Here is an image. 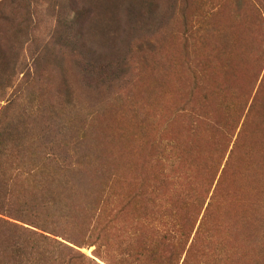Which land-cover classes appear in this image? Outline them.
<instances>
[{
	"label": "trees",
	"instance_id": "16d2710c",
	"mask_svg": "<svg viewBox=\"0 0 264 264\" xmlns=\"http://www.w3.org/2000/svg\"><path fill=\"white\" fill-rule=\"evenodd\" d=\"M19 1L0 0V103L5 102L0 105V264H181L184 253L186 264L192 250L205 264L218 262L217 247L196 249L215 237L208 217L189 244L218 175L209 163L193 168L187 159L188 134L200 143L209 127L201 122L209 119L191 112L206 105L197 93L209 79L226 87L225 99L243 96L247 103L241 116L246 122L230 153L239 126L222 125L230 137L216 133L228 140L224 151L192 146L213 152L219 168L225 161L208 213L228 177L232 174L237 182L250 158L264 169V148L254 147L255 142L264 145V121L254 120L256 110L264 117V0H182L174 5L171 0ZM189 2L193 7L188 8ZM40 8L47 10L54 41L45 55L33 57L37 63L57 61L62 101L55 111L52 105L40 110L38 104L32 117L4 96L37 82L36 74L21 69L26 67V48L35 42L34 30L44 23ZM56 49L67 55H51ZM43 51L35 47L34 53ZM199 60L203 65L194 72ZM76 89L106 101L93 121L74 116ZM109 96L114 97L107 102ZM151 101L159 107L160 125L170 115L161 131L157 126L151 130ZM59 114L64 121L56 123ZM184 128L183 140L157 139ZM143 144L142 156L136 154L127 169L141 171L142 182L125 195L128 190L120 188H129L126 179L108 164L115 152L133 154ZM251 186L241 191V199L248 192L255 199L233 211L258 209L256 187L264 186ZM250 226L243 221L240 227ZM170 239L182 250H169ZM92 246L94 258L80 252ZM250 246L249 257L258 253L255 257L264 264V241Z\"/></svg>",
	"mask_w": 264,
	"mask_h": 264
},
{
	"label": "rangeland",
	"instance_id": "374dc122",
	"mask_svg": "<svg viewBox=\"0 0 264 264\" xmlns=\"http://www.w3.org/2000/svg\"><path fill=\"white\" fill-rule=\"evenodd\" d=\"M16 2H20L19 0H15ZM172 4H175V1L179 3V1L182 0H171ZM164 3H162L163 5ZM193 2H189L188 8L193 7ZM47 5L45 4V7ZM42 11V20H44V23L40 25L39 28L35 29V34L32 36V40H35L33 44H31L28 48H26V51L24 52V59H25V70L21 72H33V74H36L38 78H36L37 82L32 84H26L27 88H24L22 92H16L15 89L13 90H7L5 101L7 100H15V103L18 104L19 108L28 114L29 116L34 117V109L35 106L38 104H41L43 108H40V110H45V108H49L51 105L54 109V111L57 109L58 106H60V101L62 99L59 96L58 89L59 84L62 77V72L59 70V65L57 61H48V64L46 63H37L34 60L35 55H45V50L48 49V45L53 44V37L49 36V31L52 30L53 25H51V21L48 19L46 13V8H40ZM172 36V35H171ZM35 47H43L44 51L41 53H34ZM61 50V47H59ZM59 55L61 56L67 55L64 52H60L58 49L51 50V55ZM164 55V54H162ZM173 55V54H168ZM204 62V60H203ZM203 62H200V60L196 64V69L194 72H199L201 69V66L203 65ZM172 63V62H171ZM206 63V62H205ZM220 64V63H219ZM69 66L67 63L64 64L65 70L68 72ZM72 69L74 66V62L71 63ZM55 68V69H54ZM205 71V70H204ZM24 75H21V80L23 79ZM183 76V81L188 82L190 77L188 75H181ZM20 79V78H19ZM22 83V82H20ZM222 84V81H221ZM226 87L220 85L217 82H214L213 80L209 79L207 80L203 86L200 88L199 92L197 93V96L204 97L206 99V105L201 109L197 108L196 112H191V114H195L197 112H200L201 115L198 116L199 119H209V120H201L202 123L209 125V127L205 130V133H203V136L201 137L200 143L197 140V137L191 133L188 134L187 139L190 143V146L188 147L187 151V159L190 163V165L194 168L197 167L200 164H206L209 163L210 167L216 172H218L217 180L215 182V185L211 191V194L203 207L202 212L199 214V220L195 226L194 232L191 236V240L189 244H192L195 239V234L200 226L202 219L205 217H208V220L206 221L208 224V227L211 229H214L215 237H212V242L209 243L207 241L202 242V246H196L197 250L203 249L206 246H214L217 247L219 261L214 260V264H225L226 263V257L228 259L227 264H262V260H258L255 256L258 254H255L254 256L249 257V253L247 250L251 249L250 244L252 242L256 241H264V188L259 190L256 187V198L258 201V209L256 211L247 210L246 208H243L242 210L233 211L231 208L237 209L236 205L239 209L243 207L245 202L248 199V205L250 202L255 199L250 194L252 193H245V197L241 199L242 195L241 192L243 189L252 186H264V169H259L257 164L253 161V158H250L248 163L243 166V169H240L237 182L232 181L233 176L232 174L228 177L226 180V183L222 186V189L220 191V196L218 198V201H216L214 206L212 207L211 212H206V209L208 208V205L211 201V196L213 194V190L219 181L222 171L225 167V161L221 164V167L219 168L218 163H214V154L213 152L209 151L205 153L203 150H197L192 149V146H208L210 148H213L214 150H226L228 148V140H225L223 138H220L216 135V133H220L221 135L224 134L225 136L230 137L231 132L225 131L222 127H233L239 126L237 128V131L235 133V136L232 140V143L229 145V153L233 148L235 138H237L240 126L242 125V122H246L241 118L242 116V110L244 106H246V102L242 100L243 96L240 97L238 100L237 95L230 96V98L236 97V100H232L229 97L225 99L224 97V91ZM77 91V105L76 107L72 108L73 114L78 115L79 118H85L88 120H92L94 118V115H99V110L106 108V101L102 98V96L83 92L81 89H76ZM112 97L109 96L106 97L107 102L112 101ZM244 99V98H243ZM5 102H1L0 105H4ZM157 103H149L147 107V111L150 110L151 112L155 113V120L153 121V124L151 126V130H153L156 126V130H163L166 128L169 123L171 122L170 115H167V118L165 119L166 125H160L162 123L161 117L159 114L156 113ZM248 107L246 108V113L248 112ZM256 110V109H255ZM19 111V110H18ZM180 112V111H177ZM177 112H175L174 116L177 120ZM245 113V114H246ZM18 114V113H17ZM53 114V112H52ZM261 111L256 110L255 112V119L259 123L264 121V117H261ZM181 117L183 118L184 115L181 114ZM64 116V115H63ZM60 114L57 117L56 123L64 119H60ZM196 120V119H195ZM28 121L35 122V119H28ZM90 121V122H92ZM54 122V121H53ZM168 122V123H167ZM214 123V124H213ZM213 124V125H212ZM215 126V127H214ZM216 127L220 130L215 132ZM257 130H263L262 127L258 125ZM263 133V131H261ZM186 133V129L184 128L183 131L177 134L173 135H165L158 137L159 138H169L172 141L175 142V138H181L183 140V136ZM157 134V133H156ZM197 140V141H196ZM196 141L194 144L193 142ZM133 145L132 147H134ZM146 144H143V146L138 147L136 152H133V154H125V152L117 151L112 155V159L108 164V168H111V172H115L117 168H119L120 172H118V177L121 178V180L126 179L129 188L127 185L121 186L120 189L122 190H128L125 195H128L129 192H132L131 189L134 188V186L141 181L142 175L141 171L135 172V171H128V165L133 163L132 158L136 161V157L142 156L143 150L146 147ZM254 147L256 150H260L264 148L263 146H259L258 142H255ZM229 153L227 154V158L229 156ZM137 154V155H136ZM255 155V153L253 152ZM226 160V159H225ZM113 164V165H112ZM219 168V170H218ZM230 172L233 174H236L238 170L229 169ZM256 183V184H255ZM258 184V185H257ZM251 186V187H252ZM108 195V199L111 197ZM254 195V194H252ZM111 200V198H110ZM220 205V206H219ZM222 207L223 210H220L219 208ZM105 212V210H104ZM107 215L108 214V211ZM188 213V212H187ZM105 218L108 220V217L104 215ZM243 221H248L251 226L250 229L241 228L240 226L243 225ZM83 235H75L76 239L81 238ZM170 242L172 243L171 246H167L169 250L173 249L175 251H181L182 247L179 245V242L176 239H170ZM190 247V245H189ZM223 247L226 249V252L221 251L220 248L223 249ZM95 246L92 247H84L80 249V252L84 255L94 258L93 253L95 251ZM188 249V246H187ZM186 249V250H187ZM159 250L162 252L161 246L159 247ZM167 251H165L166 253ZM186 252V251H185ZM163 253V252H162ZM183 256V259L181 261V264L183 263L186 253ZM225 254V255H223ZM155 260H160L159 258H156ZM159 262V261H158ZM253 262V263H252ZM150 264V263H149ZM186 264H205L203 262V258L201 255H199V252L192 250L190 253L189 259H187Z\"/></svg>",
	"mask_w": 264,
	"mask_h": 264
}]
</instances>
